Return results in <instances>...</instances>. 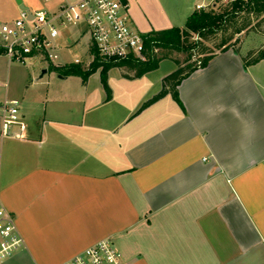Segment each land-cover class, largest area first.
<instances>
[{
    "label": "crops",
    "instance_id": "0c3cea01",
    "mask_svg": "<svg viewBox=\"0 0 264 264\" xmlns=\"http://www.w3.org/2000/svg\"><path fill=\"white\" fill-rule=\"evenodd\" d=\"M215 1L125 0L143 35L184 28ZM20 10L0 0L6 22ZM69 29L61 65L80 59L64 52L85 37ZM247 52L219 53L185 79L184 108L168 95L142 111L175 62L135 79L109 70L107 100L100 69L37 77L0 57V101L21 103L19 136L0 134V198L24 240L3 264H62L105 239L126 264H264V60L245 67Z\"/></svg>",
    "mask_w": 264,
    "mask_h": 264
},
{
    "label": "built area",
    "instance_id": "2783aa9c",
    "mask_svg": "<svg viewBox=\"0 0 264 264\" xmlns=\"http://www.w3.org/2000/svg\"><path fill=\"white\" fill-rule=\"evenodd\" d=\"M55 1L46 0L49 3ZM68 28L78 29L82 35L88 36L92 55L90 65L96 57L102 63L147 59L148 49L143 34L133 27L125 0L65 1L51 10L21 9L15 20L0 24V57L23 66L34 59L46 63L48 69L68 66L59 63V40ZM71 43L68 39V44ZM72 64L80 65L81 60L76 59ZM0 113V134L4 137L19 136L12 132V127L21 121L20 101H0ZM23 247L24 240L15 218L0 198V264ZM62 264L126 263L113 242L105 239Z\"/></svg>",
    "mask_w": 264,
    "mask_h": 264
},
{
    "label": "trees",
    "instance_id": "16d2710c",
    "mask_svg": "<svg viewBox=\"0 0 264 264\" xmlns=\"http://www.w3.org/2000/svg\"><path fill=\"white\" fill-rule=\"evenodd\" d=\"M221 0H216L215 4ZM264 21V0L231 1L225 8L219 10L199 9L189 16L184 28H170L159 31H151L143 35L148 49L145 61L127 60L122 62L102 63L98 57L85 70L80 65L71 64L68 66L55 68L49 67L50 72H56L60 76L81 77L86 81L90 75L97 70H101V80L105 88L107 100L112 96V91L108 85V71L113 68L124 70V77L128 79L140 78L146 73L154 71L159 64L171 59L178 69L167 75L162 81V88L158 94L153 96L143 104L139 111H142L164 97L170 95L182 108L179 98L178 88L181 83L190 77L195 71L205 68L219 53H224L235 46L232 40L243 32H253L257 29V21ZM230 34H227V33ZM197 34L200 42H190L193 35ZM222 34V41L218 53H208L203 40H208L210 36ZM241 47L235 49L239 52ZM158 50V52H156ZM199 51L204 57L200 60V65L182 62L174 54L187 53L189 61L195 51ZM264 60V49H254L247 52L243 57L245 67L255 65Z\"/></svg>",
    "mask_w": 264,
    "mask_h": 264
},
{
    "label": "rangeland",
    "instance_id": "374dc122",
    "mask_svg": "<svg viewBox=\"0 0 264 264\" xmlns=\"http://www.w3.org/2000/svg\"><path fill=\"white\" fill-rule=\"evenodd\" d=\"M236 1H240V0H236ZM241 1L245 2L247 0H241ZM24 2L26 3V5L30 6L32 9H41V8L47 9V8L52 7L51 4L45 5L43 0H24ZM230 2L231 0H221L217 2L216 4L210 5L206 10H219L220 7L225 8ZM13 16H15V14ZM18 16H19V13L16 15V17ZM9 17H12V13H8V12L0 13V22H3V23L6 22V20L4 19H7ZM257 23L258 25L255 31L243 32L242 34L236 36L232 40V43L235 46L234 49L241 47V50L244 53H246L248 50L253 49V48L264 49V21L260 19L259 21H257ZM77 30L72 28V29H69L68 31L73 32ZM227 34H230V33L228 32ZM222 38H223L222 34H220V35L210 36L208 40H203L202 42L207 47V52L210 54L218 53L220 51L219 46L221 44ZM190 42H200L199 36L197 34H194L193 38L190 39ZM87 44L89 45V39H88V36H85L81 40L80 44L75 45V47L71 51L65 50L64 53H66V58L72 61L76 58H80L83 61V65H87L90 60V57L86 56L88 55L86 54ZM174 55L175 57L179 58L182 62H188L187 64L194 63L197 65H200V60H202V58L204 57L203 55L199 53L198 50L194 52L193 57L189 61H187L189 58V54L187 53L174 54ZM164 61L165 63L163 65V68L174 64V61H172L171 59H166ZM46 66H47L46 63H41L39 62L38 59H34L30 61L26 66H23V67L28 68L31 71H35L36 76L39 77L42 74L41 73L42 69ZM50 75L51 73L46 74V76H44L45 80H47Z\"/></svg>",
    "mask_w": 264,
    "mask_h": 264
},
{
    "label": "water",
    "instance_id": "95a60500",
    "mask_svg": "<svg viewBox=\"0 0 264 264\" xmlns=\"http://www.w3.org/2000/svg\"><path fill=\"white\" fill-rule=\"evenodd\" d=\"M17 4L21 7V9H27L23 4H22V1L21 0H16ZM47 70H44L43 73H46Z\"/></svg>",
    "mask_w": 264,
    "mask_h": 264
}]
</instances>
